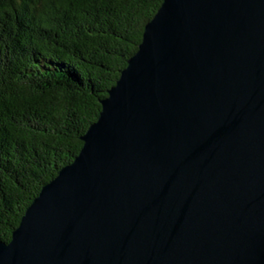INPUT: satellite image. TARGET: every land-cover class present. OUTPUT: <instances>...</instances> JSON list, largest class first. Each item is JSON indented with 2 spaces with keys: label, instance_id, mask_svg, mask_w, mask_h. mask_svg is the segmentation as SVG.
Segmentation results:
<instances>
[{
  "label": "water",
  "instance_id": "water-1",
  "mask_svg": "<svg viewBox=\"0 0 264 264\" xmlns=\"http://www.w3.org/2000/svg\"><path fill=\"white\" fill-rule=\"evenodd\" d=\"M100 103L0 264H264V0H162Z\"/></svg>",
  "mask_w": 264,
  "mask_h": 264
},
{
  "label": "trees",
  "instance_id": "trees-1",
  "mask_svg": "<svg viewBox=\"0 0 264 264\" xmlns=\"http://www.w3.org/2000/svg\"><path fill=\"white\" fill-rule=\"evenodd\" d=\"M162 0H0V241L82 147Z\"/></svg>",
  "mask_w": 264,
  "mask_h": 264
}]
</instances>
